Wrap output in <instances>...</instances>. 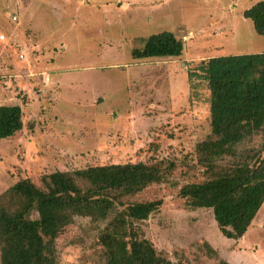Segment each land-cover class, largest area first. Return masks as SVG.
Listing matches in <instances>:
<instances>
[{"label": "rangeland", "instance_id": "1", "mask_svg": "<svg viewBox=\"0 0 264 264\" xmlns=\"http://www.w3.org/2000/svg\"><path fill=\"white\" fill-rule=\"evenodd\" d=\"M257 1L0 0V106H20L23 123L0 139V194L55 171L173 162L164 182L129 199L162 202L138 224L145 237L173 264H264V203L233 240L211 210L178 195L198 175L195 146L209 131L207 88L187 72L213 56L264 53L243 16ZM163 31L182 40L179 57H132ZM94 238L89 219H75L55 240L60 262L100 264Z\"/></svg>", "mask_w": 264, "mask_h": 264}, {"label": "trees", "instance_id": "2", "mask_svg": "<svg viewBox=\"0 0 264 264\" xmlns=\"http://www.w3.org/2000/svg\"><path fill=\"white\" fill-rule=\"evenodd\" d=\"M243 16L264 37V0ZM182 52V40L163 31L131 54L175 58ZM187 77L207 88L209 131L195 146L198 175L178 195L190 209L211 210L221 235L239 240L264 203V53L213 56ZM22 127L20 106H0V139ZM256 136L261 144L252 149ZM174 167L162 160L129 162L55 171L42 175L39 185L18 180L0 194V264H62L55 240L77 218L92 224L99 250L93 255L100 264H173L138 226L159 210L161 200L129 199L164 182Z\"/></svg>", "mask_w": 264, "mask_h": 264}, {"label": "bare ground", "instance_id": "3", "mask_svg": "<svg viewBox=\"0 0 264 264\" xmlns=\"http://www.w3.org/2000/svg\"><path fill=\"white\" fill-rule=\"evenodd\" d=\"M13 17H14V16H13ZM11 21H13V22L17 21L16 17H15V18H12V17H11ZM2 38H3V36H0V39H2Z\"/></svg>", "mask_w": 264, "mask_h": 264}, {"label": "built area", "instance_id": "4", "mask_svg": "<svg viewBox=\"0 0 264 264\" xmlns=\"http://www.w3.org/2000/svg\"><path fill=\"white\" fill-rule=\"evenodd\" d=\"M12 18H15V17H12ZM184 39H186V38H184ZM22 57H23V56L20 55V56H19V59H21Z\"/></svg>", "mask_w": 264, "mask_h": 264}, {"label": "crops", "instance_id": "5", "mask_svg": "<svg viewBox=\"0 0 264 264\" xmlns=\"http://www.w3.org/2000/svg\"><path fill=\"white\" fill-rule=\"evenodd\" d=\"M16 22V21H15ZM22 59V58H21ZM48 80V79H47Z\"/></svg>", "mask_w": 264, "mask_h": 264}]
</instances>
